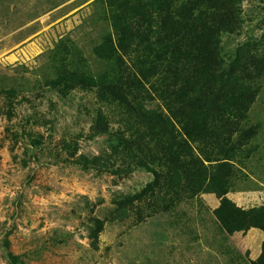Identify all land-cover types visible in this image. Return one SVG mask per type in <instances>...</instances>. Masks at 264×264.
I'll return each instance as SVG.
<instances>
[{
    "label": "rangeland",
    "instance_id": "rangeland-1",
    "mask_svg": "<svg viewBox=\"0 0 264 264\" xmlns=\"http://www.w3.org/2000/svg\"><path fill=\"white\" fill-rule=\"evenodd\" d=\"M240 7L239 28L222 36L221 63L244 48L262 64L248 81L253 100L244 116L209 125L211 132L232 125L236 150L205 165L229 162L227 197L249 209L264 205V0ZM108 35L115 38L104 0H0V264H12L9 253L18 264H251L264 232L224 231L214 214L221 198L212 191L183 184L163 189L153 209L126 203L154 174L110 156L123 129L121 107L100 101L96 89L52 84L61 45L94 75L118 69L120 62L95 52ZM146 99L166 111L154 92ZM99 109L107 133L95 130ZM99 157L109 167L81 164Z\"/></svg>",
    "mask_w": 264,
    "mask_h": 264
},
{
    "label": "trees",
    "instance_id": "trees-1",
    "mask_svg": "<svg viewBox=\"0 0 264 264\" xmlns=\"http://www.w3.org/2000/svg\"><path fill=\"white\" fill-rule=\"evenodd\" d=\"M104 1L111 11L115 38L105 37L95 52L106 61L120 62L118 69L94 75L85 58L70 59V50L63 53L66 45H61L55 51L59 63L52 84L96 89L100 101L121 107L123 129L110 156L116 163L143 167L154 174V180L126 203L138 210L153 209L163 189L172 193L185 184L193 191L205 189L221 198L214 214L227 233L264 232V205L244 209L227 197L232 165H205V161L222 159L215 154L229 159L236 150L228 136L234 133L232 125L217 132H211L209 125L244 116L253 100L248 81L262 64L244 48L229 65L221 63L222 36L239 28L241 0ZM152 92L166 111L148 107L146 94L150 97ZM96 114V132L107 133L108 117L101 109ZM193 144L199 145L197 152L203 157L197 156ZM201 144L205 146L200 148ZM81 164L97 168L110 163L99 157ZM155 165L167 171H157ZM95 221L99 233L103 223ZM9 257L12 264L21 262L12 253ZM250 263L264 264V240Z\"/></svg>",
    "mask_w": 264,
    "mask_h": 264
},
{
    "label": "crops",
    "instance_id": "crops-1",
    "mask_svg": "<svg viewBox=\"0 0 264 264\" xmlns=\"http://www.w3.org/2000/svg\"><path fill=\"white\" fill-rule=\"evenodd\" d=\"M264 240V239H263ZM261 245H262V243H261ZM252 259H255V258H252Z\"/></svg>",
    "mask_w": 264,
    "mask_h": 264
}]
</instances>
